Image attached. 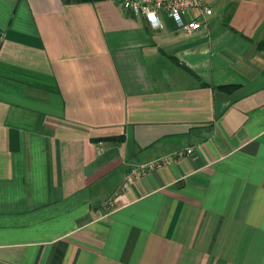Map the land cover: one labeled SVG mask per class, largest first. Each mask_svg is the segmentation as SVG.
Listing matches in <instances>:
<instances>
[{
    "label": "crops",
    "instance_id": "obj_1",
    "mask_svg": "<svg viewBox=\"0 0 264 264\" xmlns=\"http://www.w3.org/2000/svg\"><path fill=\"white\" fill-rule=\"evenodd\" d=\"M211 6L0 0V264H264V0Z\"/></svg>",
    "mask_w": 264,
    "mask_h": 264
},
{
    "label": "built area",
    "instance_id": "obj_2",
    "mask_svg": "<svg viewBox=\"0 0 264 264\" xmlns=\"http://www.w3.org/2000/svg\"><path fill=\"white\" fill-rule=\"evenodd\" d=\"M121 4L129 14L145 16L153 28L162 27L163 17L167 16L177 27L197 30L207 24V16L213 13L211 0H121ZM101 143L100 141L99 144ZM98 151H102L101 146ZM151 166L152 164L143 163L131 167L127 183H132L141 172Z\"/></svg>",
    "mask_w": 264,
    "mask_h": 264
},
{
    "label": "water",
    "instance_id": "obj_3",
    "mask_svg": "<svg viewBox=\"0 0 264 264\" xmlns=\"http://www.w3.org/2000/svg\"><path fill=\"white\" fill-rule=\"evenodd\" d=\"M116 1H119V2H121V0H116Z\"/></svg>",
    "mask_w": 264,
    "mask_h": 264
},
{
    "label": "trees",
    "instance_id": "obj_4",
    "mask_svg": "<svg viewBox=\"0 0 264 264\" xmlns=\"http://www.w3.org/2000/svg\"><path fill=\"white\" fill-rule=\"evenodd\" d=\"M68 1H70V0H68Z\"/></svg>",
    "mask_w": 264,
    "mask_h": 264
}]
</instances>
